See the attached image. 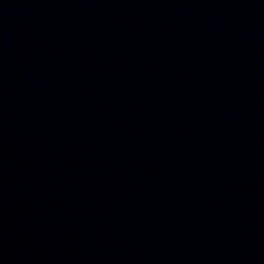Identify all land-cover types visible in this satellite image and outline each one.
<instances>
[{
    "label": "water",
    "instance_id": "95a60500",
    "mask_svg": "<svg viewBox=\"0 0 264 264\" xmlns=\"http://www.w3.org/2000/svg\"><path fill=\"white\" fill-rule=\"evenodd\" d=\"M0 264H264V0H0Z\"/></svg>",
    "mask_w": 264,
    "mask_h": 264
}]
</instances>
